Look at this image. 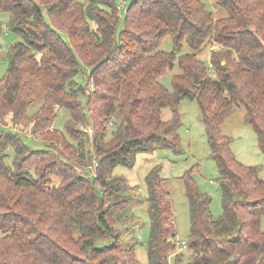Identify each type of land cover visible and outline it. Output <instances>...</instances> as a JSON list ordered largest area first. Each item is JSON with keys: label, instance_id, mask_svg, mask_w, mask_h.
Returning <instances> with one entry per match:
<instances>
[{"label": "trees", "instance_id": "obj_1", "mask_svg": "<svg viewBox=\"0 0 264 264\" xmlns=\"http://www.w3.org/2000/svg\"><path fill=\"white\" fill-rule=\"evenodd\" d=\"M215 3L227 17L201 0H0L21 38L0 76V264H141L116 227L130 186L110 173L140 152L179 153L186 98L207 127L223 213L213 217L211 197L187 171L192 257L183 264H264V179L222 130L243 106L264 154V0ZM168 36L173 49L161 50ZM185 44L192 52L178 55ZM208 48L209 63L199 56ZM177 60L169 90L160 79ZM26 130L44 148L31 147ZM165 180L159 170L145 178L150 264H171L177 249Z\"/></svg>", "mask_w": 264, "mask_h": 264}, {"label": "rangeland", "instance_id": "obj_2", "mask_svg": "<svg viewBox=\"0 0 264 264\" xmlns=\"http://www.w3.org/2000/svg\"><path fill=\"white\" fill-rule=\"evenodd\" d=\"M207 8L212 11L216 18H225L228 12L216 5L215 0H201ZM122 18L124 13L121 14ZM9 15L0 11V76L7 70L9 60L14 53V45L21 38L8 29ZM122 26V25H121ZM173 41L168 36L164 39L161 50L171 51ZM192 52L191 48L185 44L180 54ZM211 49L208 48L200 53L202 60L209 63ZM86 71V70H85ZM181 72L178 60L175 66L160 79V82L172 90V78ZM89 71H86V75ZM80 83L86 84V76H79ZM40 104L31 107L30 113L37 111ZM179 112L181 115V125L179 127L181 148L176 153L171 148L154 149L152 151L140 152L132 167L118 165L110 176H122L127 179L130 188L126 192L131 195V203L124 210L117 222L116 227L123 231L122 241L126 246L135 248L137 257L141 264H150L148 252V238L150 231V217L148 214L146 176L155 170L160 171V175L165 178L164 188L169 192L173 201L175 224L178 231L176 243L186 242L190 234V205L186 195L185 184L182 176L192 170L195 181L201 192L208 194L212 199L211 211L215 219L223 213L222 198L219 190V170L216 162L211 157V146L208 142L207 127L201 118V110L197 100L193 98L183 99ZM68 112L62 109L59 112L56 126L63 130ZM173 116L172 109H163V120H169ZM245 108L237 106L232 114L226 119L222 130L232 140V151L237 159L250 166H259V176L264 179V154L262 153L257 135L253 128L244 120ZM26 142L34 149L44 148V143L31 137L29 131H25ZM88 132V129H87ZM92 169V167H91ZM262 230L264 231V215L262 217ZM103 243H106L103 241ZM178 254L182 258L178 264L189 261L191 252L186 246H178L172 254L171 264H174Z\"/></svg>", "mask_w": 264, "mask_h": 264}, {"label": "built area", "instance_id": "obj_3", "mask_svg": "<svg viewBox=\"0 0 264 264\" xmlns=\"http://www.w3.org/2000/svg\"><path fill=\"white\" fill-rule=\"evenodd\" d=\"M88 133L92 137V129L91 128L88 129ZM95 166H97V165H95ZM176 244H177V247L178 246H186V242L176 243Z\"/></svg>", "mask_w": 264, "mask_h": 264}, {"label": "water", "instance_id": "obj_4", "mask_svg": "<svg viewBox=\"0 0 264 264\" xmlns=\"http://www.w3.org/2000/svg\"><path fill=\"white\" fill-rule=\"evenodd\" d=\"M199 82V79H198V77H197V75H196V83H198Z\"/></svg>", "mask_w": 264, "mask_h": 264}]
</instances>
